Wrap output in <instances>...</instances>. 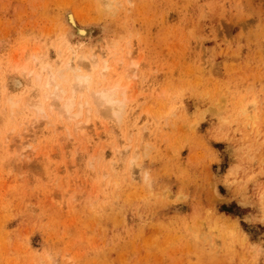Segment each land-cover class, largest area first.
<instances>
[{
    "label": "rangeland",
    "instance_id": "obj_1",
    "mask_svg": "<svg viewBox=\"0 0 264 264\" xmlns=\"http://www.w3.org/2000/svg\"><path fill=\"white\" fill-rule=\"evenodd\" d=\"M0 264H264V0H0Z\"/></svg>",
    "mask_w": 264,
    "mask_h": 264
},
{
    "label": "bare ground",
    "instance_id": "obj_2",
    "mask_svg": "<svg viewBox=\"0 0 264 264\" xmlns=\"http://www.w3.org/2000/svg\"><path fill=\"white\" fill-rule=\"evenodd\" d=\"M70 47V46H69ZM68 47V48H69ZM101 53V52H100ZM86 56H88V54L86 55ZM71 57V56H70ZM73 57V56H72ZM71 57V58H72ZM102 57V56H101ZM100 57V58H101ZM92 58V57H91ZM100 58H97L95 55H94V57L91 59L92 60V63H94L95 64V66L99 63V61L101 60ZM79 60H80V58H78V63H79ZM81 60H82V58H81ZM67 61V60H66ZM84 61V60H83ZM86 59H85V61H84V63H82V65L84 64V66L83 67H86L87 65H89L88 63L86 64ZM104 61V63H103V67H102V69H101V74H102V76H107V74L108 73H110V64H109V62H108V60H103ZM36 62V61H35ZM69 62H70V60L69 61H67L66 63V66H67V68H68V66H72L71 64H69ZM72 67H74V66H72ZM72 67H70V68H72ZM44 68H46V67H44ZM76 69H78L79 70V68H77V67H75ZM88 68H86V70H87ZM33 70V69H32ZM31 70V71H32ZM50 71V72H49ZM60 71V70H59ZM48 72H49V74L48 75H46L47 76V78L48 79H45L46 81H45V86H50L51 85V83H53V85L55 86L56 85V87L54 88L55 90H54V92L52 91V93H54V95H49V97H51V96H55L54 98H53V100L55 99V98H62L63 97V93H65L66 92V90L63 88V87H61V85H59V83L58 84H55L54 83V81H55V79H56V77L54 76V74H53V72H51V70H50V68L48 69ZM62 72V71H61ZM60 72V73H61ZM50 73H52L51 75H50ZM128 73V72H127ZM40 74V73H39ZM39 74H38V76H39ZM60 75V74H59ZM62 76H61V79L63 80L64 79V75L63 74H61ZM49 76V77H48ZM36 77V76H35ZM125 77V76H124ZM126 77H128V76H126ZM39 78H40V76H39ZM75 78H77V79H75ZM75 82L73 83V85H75V86H73L72 87V89L75 87V88H78V87H76V83H77V85L79 86V91H83L81 88L82 87H84V85H88V83L90 84V75H87V74H82V73H80L79 75H77V76H75ZM36 79H37V77H36ZM38 81H39V79H37ZM53 80V81H52ZM77 81V82H76ZM119 82L120 81H116V85H115V83H113V85H115V86H113V87H106V88H102V89H99L98 91H95L94 92V90H93V93H91V94H95V96H94V98H93V100L94 99H96L95 101L96 102H94L97 106H107V108L109 109V111H111L112 112V116L113 115H119V112H120V110L122 109V106H123V103L126 101V100H124V99H118V93H119V90L121 91V87H119ZM61 84V83H60ZM108 86V85H107ZM47 87V88H48ZM81 87V88H80ZM125 89H126V86H123ZM86 88H87V91H88V89H89V87L88 86H86ZM123 88V89H124ZM71 89V90H72ZM81 89V90H80ZM93 89V88H92ZM122 89V91H124ZM48 90H49V88H48ZM72 92V91H71ZM71 92H70V94H71ZM74 92V91H73ZM72 92V93H73ZM92 92V91H91ZM82 94H83V92H82ZM93 96V95H92ZM126 96V95H125ZM124 95H123V97H125ZM45 97L47 98L48 97V95L46 96V94H45ZM79 97H81L80 95H79ZM78 97V98H79ZM52 98V97H51ZM74 98H75V94L73 93V95H71L70 96V98H67L66 97V99H68L65 103H64V105L63 106H61L62 108V111H61V113H63V112H65L70 118L71 117H77V116H79L78 114L80 113V115H81V108H82V106H86V104H87V102L86 101H84L83 103H85L84 105H80V106H78L80 103H81V98L79 99V102L77 101L76 103L78 104L77 106H78V108L79 107H81L80 108V111H79V109H78V112L77 113H72V109H73V105H74ZM60 99H58V100H60ZM63 99V98H62ZM61 99V100H62ZM65 99V100H66ZM12 100V99H11ZM86 100V99H85ZM10 101V100H9ZM57 100H55V102H56ZM124 101V102H123ZM11 102V101H10ZM51 102L54 104V105H56V103L55 102H53V101H50V104H51ZM59 102V101H58ZM36 103H38V102H36ZM10 104H12V102L10 103ZM40 104V103H39ZM34 105H36L35 103H34ZM40 105H43V104H40ZM40 105H36L37 106V108H38V106H40ZM13 106V105H12ZM97 106H96V109H97ZM43 106H41V107H39V110H40V112H41V110H43V108H42ZM87 107V106H86ZM86 107H85V109H86ZM88 107H90V106H88ZM60 108V107H59ZM35 109V108H34ZM50 109V108H49ZM84 109V110H85ZM88 109H90V108H88ZM88 109H86V111L88 110ZM107 109V110H108ZM39 110H36V111H39ZM60 110V109H59ZM97 110H100V107H99V109H97ZM101 111H102V109H101ZM58 112H60V111H58ZM85 112V111H84ZM90 112V111H89ZM98 113V112H97ZM60 114V113H59ZM108 114V113H107ZM64 115V114H63ZM111 117V116H110ZM67 118V117H66ZM89 118V117H88ZM118 118H120V115L118 116ZM120 120V119H119ZM78 123V122H77ZM80 125V124H79ZM83 126V125H82ZM81 126V128L83 129V127ZM78 129H80V127L78 128ZM81 130V129H80ZM28 141V140H27ZM26 143V142H25Z\"/></svg>",
    "mask_w": 264,
    "mask_h": 264
}]
</instances>
